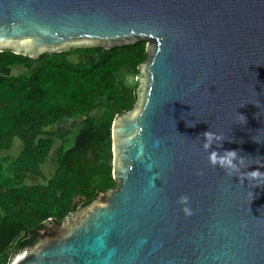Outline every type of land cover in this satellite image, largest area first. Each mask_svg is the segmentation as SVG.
I'll return each instance as SVG.
<instances>
[{"label":"water","instance_id":"water-1","mask_svg":"<svg viewBox=\"0 0 264 264\" xmlns=\"http://www.w3.org/2000/svg\"><path fill=\"white\" fill-rule=\"evenodd\" d=\"M138 40L137 98L111 128L117 185L8 264H264V0H0V51ZM213 151H236L235 169Z\"/></svg>","mask_w":264,"mask_h":264},{"label":"trees","instance_id":"trees-1","mask_svg":"<svg viewBox=\"0 0 264 264\" xmlns=\"http://www.w3.org/2000/svg\"><path fill=\"white\" fill-rule=\"evenodd\" d=\"M147 57L144 40L111 48L81 46L37 58L0 51V69H23L15 75L0 73V151L20 142L16 155L0 157V264L33 243L24 229L41 227L48 218L61 222L117 185L112 122L133 107L139 84L127 85L123 75L137 77ZM74 119L80 122L70 141L56 145L49 128ZM52 153L55 164L47 176L42 165ZM30 175L48 184L21 185Z\"/></svg>","mask_w":264,"mask_h":264},{"label":"rangeland","instance_id":"rangeland-1","mask_svg":"<svg viewBox=\"0 0 264 264\" xmlns=\"http://www.w3.org/2000/svg\"><path fill=\"white\" fill-rule=\"evenodd\" d=\"M80 58V56L78 55H73V59L76 60ZM85 58H89V57H85ZM10 67V68H9ZM23 69L18 67V68H12V66H8L6 68H1L0 69V73L2 74H6V75H15V74H19L22 73ZM123 79H125V83L127 85H133L135 83V81L137 80V77H134L133 75L130 74H124L123 75ZM78 119H75L73 121V123L71 124L70 122H66V123H60V124H56L54 126H51L49 129L53 130L55 132L56 135H64L67 132H69L70 130L75 129V127L78 125L79 121H77ZM74 132V131H73ZM20 150V142H18L16 140L15 142V146L14 148H12L11 150H7V151H0V157H9L11 155H16ZM55 162H52V158L50 157L49 160L45 161V163L42 165V168L44 171L51 173V166H53ZM42 182V180L40 178H37L33 175H30L27 179H26V183H39Z\"/></svg>","mask_w":264,"mask_h":264},{"label":"flooded vegetation","instance_id":"flooded-vegetation-1","mask_svg":"<svg viewBox=\"0 0 264 264\" xmlns=\"http://www.w3.org/2000/svg\"><path fill=\"white\" fill-rule=\"evenodd\" d=\"M75 120V119H74ZM74 120H72V121H70V123L72 124L73 123V121ZM77 121H79L80 122V120L78 119ZM58 124H60V123H58ZM79 124V123H78ZM75 129H76V127H75ZM75 129H73V130H70L69 132H67L66 134H64V135H56L55 136V143H56V145H61V144H63V143H68L69 141H70V139H71V136L73 135V131H75ZM50 157L52 158V162H55V157H54V153H52L49 157H48V159L47 160H49L50 159ZM46 160V161H47ZM55 164V163H54ZM53 164V165H54ZM52 167V166H51ZM50 167V168H51ZM45 173H46V175L47 176H50L51 175V173H48V172H46V171H44ZM50 172H52V170H50ZM36 177V176H35ZM37 178H40V177H37ZM41 180H42V178H40ZM44 181L42 180V182H39V183H21V185H29V186H36V185H47L48 183H43ZM102 192V191H101ZM100 193V192H99ZM98 193V194H99ZM97 196V195H96ZM68 216V215H67ZM66 218V217H65ZM64 218V219H65ZM63 219V220H64ZM63 220L61 221V222H63ZM61 222H57V221H55L53 218H48V219H45L43 222H42V224H41V227H38V228H31V227H28V230L27 229H24L22 232L23 233H26L27 235H29V236H31L32 238H33V243H31V244H28V245H25L24 247H27V246H33V245H35L38 241H39V239H40V236H41V231L43 230V229H45L48 225H50V224H52V223H61ZM21 235H25V234H21ZM24 247H22V248H24ZM21 248V249H22ZM21 251V250H20ZM19 252V251H18ZM17 252V253H18ZM15 255V254H14ZM13 255V256H14ZM12 256V257H13ZM12 259V258H11ZM11 261V260H10Z\"/></svg>","mask_w":264,"mask_h":264},{"label":"clouds","instance_id":"clouds-1","mask_svg":"<svg viewBox=\"0 0 264 264\" xmlns=\"http://www.w3.org/2000/svg\"><path fill=\"white\" fill-rule=\"evenodd\" d=\"M244 119H245V117H244ZM245 122H246V120H245ZM202 135L205 137H208L209 140L211 141L214 134L211 133V131H207V132L203 133ZM237 156H238V153L236 151H225L222 154L213 151L209 155V160L213 164L220 162L225 167L235 169V165L233 164V161L236 160ZM203 174L204 173L202 171L198 173V175H203ZM177 203L185 206V207H183L182 210L184 211V213L187 216L193 215L191 208L186 206L189 203V198L187 196H181L178 199Z\"/></svg>","mask_w":264,"mask_h":264}]
</instances>
